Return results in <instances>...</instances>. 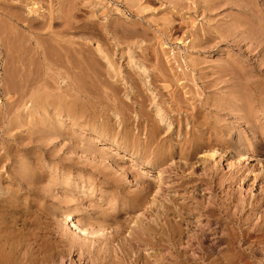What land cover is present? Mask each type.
<instances>
[{
    "label": "rangeland",
    "instance_id": "obj_1",
    "mask_svg": "<svg viewBox=\"0 0 264 264\" xmlns=\"http://www.w3.org/2000/svg\"><path fill=\"white\" fill-rule=\"evenodd\" d=\"M3 1L16 2L9 6L18 13L14 19L21 29L15 34L19 43L10 45L20 48L26 43L22 37L33 34L47 49L46 58L35 61L26 50L22 57L26 45L16 47L17 53L23 51L16 60L8 48L12 21L0 16L5 20L0 19V27L9 30H1L9 51L1 49L0 34V154L13 156L0 158L7 169L0 164L5 170H0L1 185L7 186L4 193L0 190L2 264H171L175 244L168 241L175 238L173 223L181 221L173 211L177 205L193 209L191 223H182L188 234L210 227L220 237L227 233L221 216H210L196 201L206 209L220 208L232 191L259 201L264 185L257 175L264 173V0ZM7 5L0 8L9 11ZM27 57L31 68L24 66L30 65L24 63ZM21 66L34 73L24 69L34 84L25 72L18 73ZM22 76L29 87L22 88ZM30 92L49 96L39 100L38 95V102L34 95V103ZM242 174L249 181L230 186ZM118 190L141 191L137 194L147 195L146 206L155 204L151 210L125 207L112 198ZM72 211L90 234L72 226ZM258 216H252L253 224L260 222ZM169 227L168 233H174L163 238ZM144 228L152 240L160 235L159 246L132 239L140 232L145 236ZM217 240L197 243L188 254L215 258L225 246Z\"/></svg>",
    "mask_w": 264,
    "mask_h": 264
},
{
    "label": "bare ground",
    "instance_id": "obj_2",
    "mask_svg": "<svg viewBox=\"0 0 264 264\" xmlns=\"http://www.w3.org/2000/svg\"><path fill=\"white\" fill-rule=\"evenodd\" d=\"M14 1V0H13ZM4 2V1H3ZM0 3H2L1 2V0H0ZM9 3H11V4H14V7H15V3L16 2H9ZM11 4H8L7 5V1H6V3L4 2V5H7L8 7H10V8H8L7 6H5L6 7V9L8 8V10L9 11H6L5 9H1V8H4L3 6V3H2V7L0 8V11L2 10L3 11V13H1L0 12V16H3V18L6 20V19H8V23H10V21H12L11 22V24L10 25H8V23L6 22V24L8 25V29L9 30H11V32L10 33H12V36H11V40H10V38H9V41H8V43H9V47H8V43L6 42V43H4L6 40H8V39H6V35L7 34H9L8 33V31L6 30L7 28H1L0 29V32H1V30H3L4 31V29L6 30V32L5 33H7L6 35H5V33H4V36H5V39L6 40H4L3 38H4V36L2 35V32L0 33L2 36H1V40H3L2 41V43H4V44H0L1 45V47L3 46V48H1V49H5L6 48V45H7V47L8 48H10L11 46L12 47H14V48H10L9 50H8V48H6L5 50H8L9 51V53L10 52H12L13 54L15 53V55L17 54L18 55V57H20L22 54V57H25L24 56V54H26V51H27V53H29L30 54V60L32 59V60H35V61H38V60H40L39 58L40 57H43L42 59H45L46 57V53H45V51L44 50H46L47 48H43L44 50H42L40 47H41V44L39 43V42H37L38 40H40V35H38V40H37V36H32L31 34L29 35L30 37H28L27 35L25 36V38L26 37H28V39H25L24 37H22V36H24V35H22V34H25L24 33V31L22 30V31H20V34L22 35L21 37L24 39V41L26 40V43L24 44V42H23V39L22 38H20V41H21V39H22V42H23V44L24 45H21V43L20 44H18L19 46H20V48L23 46V47H25V45H26V47H27V49H21V51L23 52H20V53H22L21 55H19L18 53H17V51L16 50H14V49H16V47H17V50H19L20 48H18V46H13L14 45V43H12L13 45H10V41H12V40H14L15 42H17L18 41V43H19V31H17V30H19L20 29V27L18 28V26H20V24H19V22L18 21H16L14 18L16 17V19H17V17H18V13L17 12H15L16 14H17V16H16V14L14 15V10H13V6H9V5H11ZM18 7V6H17ZM17 9V8H16ZM29 9H31V8H29ZM33 9V8H32ZM29 12H30V10H29ZM53 15H51V17H52ZM56 16V15H55ZM55 16H54V18H55ZM19 17H22L21 15L19 16ZM26 17V16H25ZM24 16L22 17V18H24L25 20H27V18L28 17H26L25 18ZM21 18V19H22ZM57 19L59 18L58 16L56 17ZM53 19V17L52 18H50V19H53V20H57V19ZM61 18V17H60ZM0 19H1V17H0ZM4 19H1V22H2V20L5 22V20ZM23 19V20H24ZM18 20H19V18H18ZM7 21V20H6ZM14 21V22H13ZM16 22V23H15ZM22 21H20V23H21ZM24 25V24H23ZM5 27H7L6 25H5ZM10 27V28H9ZM26 27H29V26H26ZM18 28V29H17ZM24 28V27H23ZM30 29H31V27H30ZM21 30V29H20ZM25 30H28V29H26L25 28ZM28 31H30V30H28ZM17 32V33H16ZM23 32V33H22ZM32 33V32H31ZM15 34H17V35H15ZM27 34H29V32L27 33ZM35 34V33H34ZM14 35V36H13ZM9 35H8V37H10ZM16 36V38H14L13 39V37H15ZM51 36V35H50ZM7 37V38H8ZM17 37H18V40H17ZM54 40H55V38L54 37H52ZM16 39V40H15ZM51 39V38H50ZM50 39H48L47 38V40H50ZM52 40V39H51ZM13 41V42H14ZM0 43H1V41H0ZM38 43L40 44L39 46H38ZM6 44V45H5ZM61 44V43H60ZM16 45H17V43H16ZM62 45H64L63 43H62ZM62 45H60V48L62 47ZM52 46V45H51ZM58 46H59V44H58ZM53 47V46H52ZM64 47H65V45H64ZM64 47H62V48H64ZM54 48V47H53ZM61 48V49H62ZM13 49V51H11ZM64 49H66V51H67V48H64ZM99 49H101V48H99ZM4 50V51H5ZM26 50V51H25ZM103 50V49H102ZM102 50H98V52L100 53H102V55L103 54H105V53H103V51ZM8 51H6V53L8 52ZM65 51V52H66ZM47 52V51H46ZM50 52V51H49ZM5 53V52H4ZM11 53V54H12ZM7 55V57L10 55H8V54H6ZM15 55H13V56H15ZM17 55L14 57L15 59H16V57H17ZM26 55H28V54H26ZM48 56H49V54H48ZM9 57H11L12 58V55H10ZM8 57V58H9ZM7 58V59H8ZM17 59H19V58H17ZM16 59V60H17ZM21 59L23 60V58H20V60H18L17 61V63H20V61H21ZM28 59V60H27ZM27 59L25 60L24 59V61H26V62H24V63H28L29 62V66L27 65V64H24V66L26 65L27 67H29V68H31V61H29V57H27ZM23 62H21V63H23ZM46 64L48 63V60H46V61H44ZM15 65H17V64H15ZM22 65V64H21ZM23 66V65H22ZM21 66V67H22ZM27 67H22L23 68V72H21L22 70V68L21 69H18V71L20 70V72H18L20 75H25L24 74V72H25V70L26 69H29V68H27ZM17 68H20V67H18L17 66ZM16 69V68H15ZM25 69V70H24ZM26 72H28L29 74H31V71H27L26 70ZM25 72V73H26ZM17 73V74H18ZM22 73V74H21ZM18 74V75H19ZM29 74H27L26 73V76L28 77L29 76ZM34 73H32L31 75H33ZM19 75V76H20ZM30 75V76H31ZM28 77V79H27V77L25 78V79H27V81L28 80H30V78L31 77ZM21 77V76H20ZM23 78H20L21 80L23 79V82H21V84L23 83L24 84V87L22 86V85H20V86H22V88H25V86H28L29 84H27L26 83V81H25V83H24V77L25 76H22ZM36 77V79L38 78L37 77V75L36 76H34V78ZM33 78V79H34ZM42 78V77H41ZM32 79V78H31ZM38 79H40V78H38ZM37 79V80H38ZM42 80H43V78H42ZM41 80V81H42ZM18 81H19V78H18ZM36 81V80H35ZM39 82H41L40 80H38ZM44 81L45 82H47V80H45L44 79ZM20 82V81H19ZM29 83H31V80H30V82ZM25 84H27V85H25ZM31 84H34V82L33 83H31ZM6 86V85H5ZM32 86H34V85H32ZM29 87V86H28ZM7 87H5L4 89V91H6L7 89H9V88H7ZM30 88H32L31 86H30ZM34 88V87H33ZM11 89V88H10ZM29 89V88H28ZM28 89H25V90H27V91H29ZM34 89H36V88H34ZM34 89H33V91H34ZM37 89H39L38 87H37ZM24 90V89H23ZM24 90V91H25ZM7 91H9V90H7ZM6 91V92H7ZM32 91V92H33ZM6 92H4L5 94H6ZM10 92V91H9ZM19 93L21 92L20 90L18 91ZM17 92V93H18ZM23 92V91H22ZM8 93V92H7ZM17 94V99L19 98V96L18 95H20L21 97H22V94L23 93H20V94ZM28 92H26V94H27ZM31 93V92H30ZM23 95H25V93L23 94ZM30 95V94H29ZM33 94L31 93V95H30V97L32 96ZM34 95L36 96V93H34ZM33 95V96H34ZM38 95L39 94H37V96H36V98L38 97ZM40 95H41V98L43 99V96H45L46 97V95L47 96H49V93L48 94H41L40 93ZM40 95H39V100H41L40 99ZM35 96L34 97H32L33 98V102H34V99H35ZM20 97V98H21ZM26 97H29V96H26ZM24 98H25V96H24ZM31 98V99H32ZM38 98H37V100H38ZM17 99H15V101L13 100V102H17L18 100ZM27 99H29V98H27ZM17 100V101H16ZM21 100H22V98H21ZM26 100V99H25ZM25 100H24V102H25ZM30 100V99H29ZM37 100L35 99V101L37 102ZM39 100H38V102H39ZM20 101V100H19ZM23 101V100H22ZM27 101V100H26ZM32 101V100H31ZM260 101H261V99H260ZM11 103V105H10V109L12 108V106L14 107L15 105H12V104H14V103ZM21 102V101H20ZM18 103V102H17ZM35 103V102H34ZM36 105V104H35ZM8 104H7V109H8ZM7 111V110H6ZM1 112V111H0ZM2 112H3V110H2ZM4 113V112H3ZM9 113H10V110H9ZM8 112H7V114H9ZM160 113V112H159ZM158 113V114H159ZM3 115V114H2ZM2 115H1V117L0 118H2ZM160 115V114H159ZM5 116H7V115H5ZM193 124H195V122H193L192 123V126H193ZM195 126V125H194ZM191 130H193L192 128H191ZM203 133V132H202ZM97 135V134H96ZM215 140H216V138H215ZM214 140V141H215ZM218 140V139H217ZM101 141H103V140H101ZM216 142V141H215ZM221 142V141H220ZM223 142V141H222ZM221 142V143H222ZM224 142H225V140H224ZM112 146H114V142H109ZM228 143H229V141H228ZM191 144V143H190ZM224 144V143H223ZM230 144V143H229ZM228 144V145H229ZM196 146V145H195ZM216 145H214V147H215ZM190 147H191V145H190ZM197 147V146H196ZM180 149H182V148H180ZM194 150V149H193ZM211 150H212V148H211ZM122 151H124V152H126V150H122ZM210 151V150H209ZM213 151H216L215 150V148L213 149ZM248 153H252V152H250V151H248V150H246ZM1 153H2V151H1ZM7 152L5 151V154H6ZM193 153V152H192ZM215 153V152H214ZM4 154V153H3ZM2 154V155H3ZM4 154V155H5ZM7 154H9V156H12V154H11V152H8ZM2 155L0 154V158H2ZM13 155H14V153H13ZM252 156L251 157H253V154H251ZM8 156V155H7ZM6 156V157H7ZM15 156V155H14ZM17 156H19V155H17ZM210 156H212V158L214 157V154H212V155H210ZM13 157V156H12ZM136 157V156H135ZM220 160H222V154H220ZM7 158H11V157H7ZM17 158V157H16ZM15 158V159H16ZM20 158L22 159V157L20 156ZM19 159V158H18ZM1 160V159H0ZM2 160H5L4 158L2 159ZM9 162L10 163V161H9V159L8 160H5V162ZM15 161V160H14ZM13 162V161H12ZM10 163V164H13V163ZM2 163V162H1ZM0 163V164H1ZM8 164V163H7ZM2 165V164H1ZM14 165V164H13ZM29 165V164H28ZM28 165H24L25 167L26 166H28ZM4 166H5V163H4ZM3 165H2V167H4ZM8 166V165H7ZM20 166H22V165H20ZM29 166H31V164L29 165ZM28 166V167H29ZM1 166H0V170L1 169H3ZM11 167V166H10ZM13 167V166H12ZM5 168V170H7L6 169V167H4ZM9 168V167H8ZM23 168V167H22ZM12 169V168H11ZM10 169V171H12ZM13 169H15L16 171H17V168H13ZM4 170V169H3ZM4 170V171H5ZM13 172H15L14 170L12 171V173ZM1 173V172H0ZM5 173V172H4ZM9 173V172H8ZM7 173V174H8ZM11 173V172H10ZM20 173H27V172H25V171H22V169H21V172ZM20 173H18V175L20 174ZM6 174V175H7ZM214 174H215V172H214ZM213 174V175H214ZM1 175H3V172H2V174ZM0 175V190L2 191V190H4L7 186L6 185H4V189H3V184L1 185V179H2V176ZM15 175H17L16 174V172H15ZM14 175V176H15ZM122 175H125V173H123ZM258 176H260L261 177V179L263 180V182L262 183H264V173H263V170H261V172L259 173V174H257ZM8 176V175H7ZM11 175H9V178H12V177H14L13 175H12V177H10ZM216 176V175H215ZM6 177V176H5ZM16 177V176H15ZM19 177H20V175H19ZM214 177V176H213ZM3 178H4V176H3ZM6 178H8V177H6ZM8 178V180H10ZM20 178H22V177H20ZM28 178V176L25 178V179H27ZM19 179V178H18ZM248 179V176H246V175H244V174H242V175H240V176H237V177H235L234 178V181H230L231 183H230V186H232L233 184H235V183H241V182H243V181H246ZM3 180H5L6 181V179H3ZM15 180V179H14ZM22 180H23V178L21 179V182H22ZM28 180V179H27ZM26 180V181H27ZM18 181V180H17ZM24 182H25V180H23ZM247 181H249V180H247ZM9 182V181H8ZM13 181L11 180V183H12ZM7 183V182H6ZM5 183V184H6ZM17 183V182H16ZM218 184H220V182H217ZM10 184V183H9ZM14 184H15V182H14ZM24 184V183H23ZM184 184V183H183ZM11 185V184H10ZM10 185H8V186H10ZM18 185H20V184H18ZM216 185V184H215ZM6 186V187H5ZM15 186V185H14ZM23 186V185H22ZM182 186V185H181ZM217 186H219V185H217ZM217 186H216V188H217ZM221 186H222V183H221ZM26 187V186H25ZM180 187V186H179ZM220 187V186H219ZM8 188H10V187H8ZM17 188H19L18 186H17ZM117 188H119V187H117ZM121 188V187H120ZM119 188V189H120ZM216 188H211V191L212 192H215V190H216ZM220 188H222V187H220ZM219 188V189H220ZM13 189V187L11 188V191H13L14 192V190H12ZM16 190V189H15ZM120 190H122V189H120ZM261 190H262V193H261V198H259V201H257L256 199H253V198H238V196L235 194V193H233V191L231 192V193H227V197L224 199V200H222V202L220 203V206H218V207H220V208H216L215 206H212V205H216V204H212L211 205V207H207V209L206 208H203V206H201L202 204L199 202V201H196V204H197V207L198 208H200L201 210L203 209L207 214H210V216H213V217H215L216 215H220L221 217V219L219 220V221H224V225H225V228H226V231H227V233L225 232L224 234L225 235H221L220 237H217L216 235L218 234V232L217 231H215L216 229H214V230H210V227H208V229H201V233L199 234H188L189 232H190V230H189V232L187 233L186 231H184V228L182 227L183 225H182V223H184V224H186V225H189L191 222L189 221V217H190V215H192L191 214V212L190 211H192L191 210V204L190 205H183V204H181L182 206H179V205H177V208L175 207V209L177 210H173L175 213H176V215L180 218V222H175V223H173V222H169V220H167V214L165 213V212H167V211H169V208L167 209V211H165V209L167 208V207H170V206H167V205H164V207H165V209H164V213H165V215H167L166 217L167 218H165L166 219V222H165V219H164V217H162L163 219H164V222L165 223H167L168 225H170V226H172V223H173V225H175V227H174V229H175V238L173 239V238H171L169 235H171L172 236V234L174 233V232H172V234H169L168 232H169V229L171 228L172 229V227H169L168 229L167 228H164L166 231H165V233L167 234V236H162L163 238H166V237H170V240L168 241V245H170L171 243L170 242H172L173 244H175V246H174V249H175V255H173V256H175V263H173V258L174 257H172V262H171V264L173 263V264H264V185L261 187ZM0 191V192H1ZM6 191V190H5ZM9 191H6L5 193L7 194ZM13 192H10V193H13ZM124 192V193H123ZM123 192H121V191H117V192H115V194H113V199L115 198H119V200H121V204H125V207L126 206H128L127 204H135V205H137L138 207L139 206H141V208H140V210H142V206L143 207H145L146 206V201H144V199L146 200V198H147V195H145V197L143 198V197H141L140 195H138L137 194V192L138 191H136V194H133V195H131V193L130 192H126L127 194H125V191H123ZM1 193H4V191H2ZM15 193V192H14ZM139 193V192H138ZM140 193H141V191H140ZM139 193V194H140ZM4 195V194H3ZM3 195H1V196H3ZM11 195H14V194H11ZM144 194L142 193V196H143ZM155 196V195H154ZM4 198H5V196H3ZM2 199V198H1ZM193 199H195L194 197H193ZM223 199V198H222ZM148 200V199H147ZM151 202V201H150ZM144 203H145V205H144ZM149 203V202H148ZM153 204H155V202H152L151 204H150V206L152 207V205ZM189 204V203H188ZM134 205V206H135ZM148 205V204H147ZM136 206V208H138ZM150 206H146V208L148 207H150ZM167 206V207H166ZM179 206V207H178ZM217 206V205H216ZM122 207H124V206H122ZM129 207V206H128ZM151 207L149 208L150 210H151ZM196 207V208H197ZM215 207V208H214ZM233 207H235L236 208V211L235 212H232V208ZM130 209H135L134 207H132V208H130ZM136 210V209H135ZM138 210V209H137ZM150 210H147L148 212L150 211ZM152 210H153V208H152ZM171 210V209H170ZM171 210V211H172ZM139 211V210H138ZM151 212V211H150ZM132 213V212H131ZM162 213V212H161ZM160 213V214H161ZM258 213H260V216H258L257 218H258V220L260 219V222L259 223H255V224H253L252 223V219L251 218H253L252 216H254V217H256L257 215H258ZM163 214V213H162ZM223 214V215H222ZM76 215V212H74V211H72V212H70V214L68 215L69 216V218H70V220H71V223H72V226L74 227V228H76V229H78V230H80L81 229V231L82 232H84V233H91L89 230L90 229H88V228H86L85 226H83V224H82V226L81 225H79L78 224V222L75 220V218H74V216ZM138 216H136V218H137ZM160 218V217H159ZM161 218V219H162ZM135 219V218H134ZM158 219V218H157ZM162 219V220H163ZM219 218H217L216 220H218ZM257 220V221H258ZM135 221V220H134ZM218 221V222H219ZM136 222V221H135ZM140 222V221H139ZM217 222V223H218ZM170 223V224H169ZM221 223H223V222H221ZM138 224V223H137ZM140 224V223H139ZM143 224V223H142ZM141 224V225H142ZM166 224V225H167ZM251 224H252V226H251ZM166 225H164L163 227H165ZM223 225V226H224ZM150 226V225H149ZM248 227V228H245V227ZM152 227V226H151ZM154 227V226H153ZM162 227V228H163ZM167 227V226H166ZM154 228H156V227H154ZM164 229H162V231L164 230ZM171 229H170V231H171ZM173 229V230H174ZM212 229V228H211ZM144 230H145V233H144ZM150 230V229H149ZM149 230H147V231H149ZM158 230V229H157ZM172 230V231H173ZM143 233L145 234V236H140L141 235V232L137 235V237H136V234H132V235H135L134 237H132V239L134 240V239H136V241H138L139 243H141V242H144V243H148L149 245H158L159 246V244H161V241H163L162 240V238H160V233L158 234V233H156V234H158L159 235V238H154L153 240H152V238H149L150 236H151V234H150V236H148L149 235V233L146 231V229L144 228L143 230ZM159 231V230H158ZM161 231V232H162ZM117 232V231H116ZM186 232V233H185ZM200 232V231H199ZM131 233H135L134 232V230L131 232ZM130 233V234H131ZM150 233H152V232H150ZM163 233H164V231H163ZM191 233V232H190ZM94 234V233H93ZM119 234V233H118ZM169 234V235H168ZM143 235V234H142ZM153 235H154V232H153ZM162 235V234H161ZM164 235V234H163ZM193 235V236H192ZM219 235V234H218ZM187 236V238H188V240H187V242H185L184 241V239H186L185 237ZM119 237H121V236H119ZM157 237V236H156ZM124 238V240L123 241H125V243H126V237H123ZM131 238H129V240H132ZM217 240V239H219V242H218V240H217V242L220 244V246H222V245H225V246H222L223 248L221 249L220 248V253H219V255L218 256H215V258L214 257H212V256H207V257H197L196 258V255H195V258H194V256H193V258H192V256H191V254H188V252L190 251V250H194V248H195V245L198 243V244H202V242H207V241H210V240ZM128 240V241H129ZM132 240V241H133ZM166 240V239H165ZM168 240V239H167ZM175 240V241H174ZM135 242V241H134ZM138 242H136V243H138ZM128 243H130V242H128ZM163 243V242H162ZM165 243H167V241H165ZM165 243H163V244H165ZM120 244V243H119ZM124 244V243H123ZM132 244V243H131ZM130 244V245H131ZM172 244V245H173ZM247 244H249V247L247 248V250H246V248L244 249L243 247H244V245H247ZM122 245V244H121ZM120 245V246H121ZM134 245V244H133ZM132 245V246H133ZM141 245V244H140ZM171 245V246H172ZM148 246V245H147ZM150 246V247H151ZM154 247V246H153ZM255 247H257V249L255 250ZM10 249V248H9ZM172 249H173V247H172ZM6 250V249H5ZM8 251V250H7ZM124 252H126L125 250H124ZM127 255V254H126ZM187 255H190V256H187ZM193 255V254H192ZM217 257V258H216ZM4 258H5V252H4V248H3V246H2V242H1V239H0V264H2V262H3V260H4ZM140 259H141V256L139 257ZM201 259V260H200ZM203 259V260H202ZM136 260H138V258L136 259ZM170 260V261H171ZM252 260V261H251ZM146 261V260H145ZM134 262V264L137 262H135V261H133ZM132 262V263H133ZM146 262H149V260H147ZM8 264V263H7ZM11 264V263H10ZM137 264V263H136ZM146 264V263H145Z\"/></svg>",
    "mask_w": 264,
    "mask_h": 264
}]
</instances>
